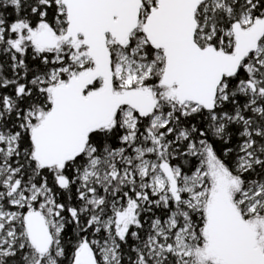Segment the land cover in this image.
I'll return each mask as SVG.
<instances>
[{
	"label": "snow or ice",
	"instance_id": "6c2138e0",
	"mask_svg": "<svg viewBox=\"0 0 264 264\" xmlns=\"http://www.w3.org/2000/svg\"><path fill=\"white\" fill-rule=\"evenodd\" d=\"M0 264H264V0H0Z\"/></svg>",
	"mask_w": 264,
	"mask_h": 264
}]
</instances>
